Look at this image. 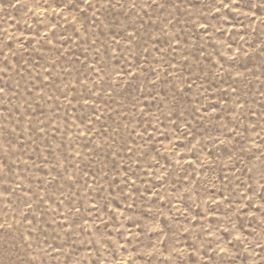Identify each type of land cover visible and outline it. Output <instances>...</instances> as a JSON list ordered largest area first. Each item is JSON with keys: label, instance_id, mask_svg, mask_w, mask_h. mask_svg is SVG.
I'll return each mask as SVG.
<instances>
[{"label": "rangeland", "instance_id": "1", "mask_svg": "<svg viewBox=\"0 0 264 264\" xmlns=\"http://www.w3.org/2000/svg\"><path fill=\"white\" fill-rule=\"evenodd\" d=\"M0 264H264V0H0Z\"/></svg>", "mask_w": 264, "mask_h": 264}]
</instances>
